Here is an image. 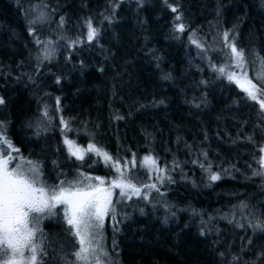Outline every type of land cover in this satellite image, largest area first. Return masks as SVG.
Returning a JSON list of instances; mask_svg holds the SVG:
<instances>
[{
  "label": "trees",
  "instance_id": "obj_1",
  "mask_svg": "<svg viewBox=\"0 0 264 264\" xmlns=\"http://www.w3.org/2000/svg\"><path fill=\"white\" fill-rule=\"evenodd\" d=\"M31 4L48 26L35 27ZM239 68L264 100V0H0L7 139L50 187L118 178L96 154L73 157L67 139L108 153L142 190H116L103 264H264V110L232 81ZM51 218L44 231L68 250L54 263L78 264L67 219Z\"/></svg>",
  "mask_w": 264,
  "mask_h": 264
},
{
  "label": "snow or ice",
  "instance_id": "obj_2",
  "mask_svg": "<svg viewBox=\"0 0 264 264\" xmlns=\"http://www.w3.org/2000/svg\"><path fill=\"white\" fill-rule=\"evenodd\" d=\"M176 11L175 8L172 9ZM179 19V16H177ZM88 39L92 40L96 35L95 28L89 22ZM177 31H184L181 24L177 27ZM224 39L228 41V33L224 34ZM193 43H196L194 40ZM200 45L197 44V47ZM232 55L237 59L238 63L243 61V53L238 51L233 44H229ZM47 58V55L45 56ZM221 72L224 69H220ZM231 79V77H229ZM251 84V82L249 81ZM243 89L246 94L253 100L260 103L261 109L264 110V100L257 96L256 86L251 85ZM255 90V91H254ZM264 97V92L260 93ZM4 101L0 99V104ZM0 144L7 145L12 151L18 152L7 137L3 134L2 125H0ZM71 155L79 160L84 159L83 152H94L102 157L106 163H110L117 169L118 178L108 181V187H105V181L100 177H86L85 179H95L98 184H88L85 186H77L69 183L65 186V182H61L59 186L49 187L41 185L39 180V171L33 166L30 171L33 175L27 174L20 165L9 167L12 157L6 152H0V260L3 264H38V245L34 242L35 227H30L38 221L39 216L35 214H43L52 210L57 205H67L65 216L68 225L74 230V235L78 238L79 249L74 253L78 264H101L99 257L95 256V248L93 247L94 233L90 234L89 229L93 227H102L105 216L114 213L112 191L111 189H119V196L128 197L139 196L141 188L137 187L130 178H125L124 172L120 168V162H113L112 157L89 145L86 150L76 147L71 140H65ZM75 149V150H73ZM264 152V149H261ZM31 164V162L29 161ZM128 162H125V167ZM135 166V160L131 161ZM144 164L155 166L156 161L151 157L144 158ZM264 166V158L261 159ZM162 171L161 169H157ZM213 181L219 180L220 176L213 174L210 176ZM83 185L82 181L78 182ZM145 187L156 188V185H145ZM158 191V189H156ZM146 198V197H145ZM114 218V216H113ZM95 222V223H93ZM260 226V225H257ZM24 248H28L31 255L24 258ZM11 253V255H9ZM19 257V259H17ZM90 257H94L90 259Z\"/></svg>",
  "mask_w": 264,
  "mask_h": 264
},
{
  "label": "rangeland",
  "instance_id": "obj_3",
  "mask_svg": "<svg viewBox=\"0 0 264 264\" xmlns=\"http://www.w3.org/2000/svg\"><path fill=\"white\" fill-rule=\"evenodd\" d=\"M29 11H30V19H31L32 23H34L35 27H37V26H39V27L48 26V24L51 21V17H50V14L43 7H39V6L31 4L29 6ZM45 49L47 51V55L51 54V52L53 50L51 46H46ZM250 70L252 71V73L254 75L258 74V71H257V69L255 67H251ZM232 81L242 90L245 89V88L253 90V89H251V85L253 84L252 81L247 77L246 73L243 72L240 68L236 72V74L232 77ZM249 81L251 82V84L249 83ZM74 145L76 147H79V148L83 149V150H86L88 148V147H81L77 143H74ZM66 148H67V151L69 152V149H68L67 145H66ZM73 150H75V149H73ZM0 152H6L8 156L13 158L11 160L10 164H9L10 168L15 166V165H20L27 174L33 175V173L30 171V169L33 166L37 167V165L34 162L30 161L31 162V164H30L29 160L27 162L26 160L23 159V156H20V154L18 152L12 151L11 148H8L7 145H4V144H0ZM91 153L95 154L94 152L84 151L83 152L84 158H86ZM73 157H75V156H73ZM262 158H264V152H262ZM263 168H264V166H263ZM37 169L39 171L38 167H37ZM50 173L53 174L52 171ZM117 176H118V174H117ZM135 176L137 177L138 175L135 174ZM86 177H92V178L100 177V178H102L106 182L105 185H104L105 187H108V183H107L108 181H112V179H108V178H105L103 176H96V175L82 173L80 176H78L75 179H73L72 182L64 181L65 182V186L67 184H69V183L76 184L78 187L79 186H85V185H88V184H93L94 185V184H98L99 183V181H97L95 179H91V180L85 179ZM39 180L41 182V185H47L46 180H44L42 178V176L40 174V171H39ZM79 181H82L83 185L79 184L78 183ZM60 184H61V182H60ZM47 186H49V185H47ZM116 190H119V189H116V188L111 189V191L113 193L112 200H114ZM117 194H119V192ZM153 201L160 202V200L155 199V198H154ZM66 208H67V205H63V204L57 205V207L52 210V213H54L55 211H59L61 213V215L66 218V216H65ZM52 213L51 214H49L48 212H45L43 214H35L34 213L33 215H38L39 219H38V221L35 222L34 225L32 223H30V225H29L30 227H35V229H36L34 242H35L36 245H38V253H37V255H38V264H41L44 261H47L48 264H55L53 257H56V256L60 259V261L62 263V259L65 257V254L67 255V252H68L67 243L64 241V239H58L57 237L52 236L50 233H47L43 229V225L46 224L47 222H50L52 220V218H51ZM107 217H108V215L105 216V218H104V220L102 222L103 226H104V223H105ZM93 223H95V222H93ZM102 227H93V228L88 230L90 234H92V233L95 234L94 237H93V247L96 250L95 251V256L99 257V259L101 261V264H103V260L102 259H103L104 254L106 253L105 252V239L103 238V236L99 232V230ZM70 229L74 233V230L71 227H70ZM75 238H76V240L78 242V238L76 236H75ZM78 249H79V245H78L77 250ZM23 251H24V258L26 260L27 257H29L31 255V252L28 250V248H24ZM54 252H57L55 254V256H53ZM9 255H11V253H9ZM17 259H19V257H17ZM90 259L94 260V257H90ZM0 264H3L2 260H0Z\"/></svg>",
  "mask_w": 264,
  "mask_h": 264
}]
</instances>
